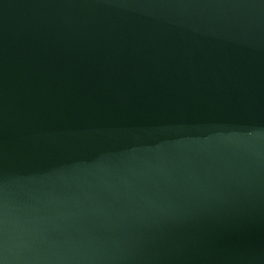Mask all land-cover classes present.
Returning <instances> with one entry per match:
<instances>
[{"label": "water", "instance_id": "water-1", "mask_svg": "<svg viewBox=\"0 0 264 264\" xmlns=\"http://www.w3.org/2000/svg\"><path fill=\"white\" fill-rule=\"evenodd\" d=\"M0 264H264V0H0Z\"/></svg>", "mask_w": 264, "mask_h": 264}]
</instances>
